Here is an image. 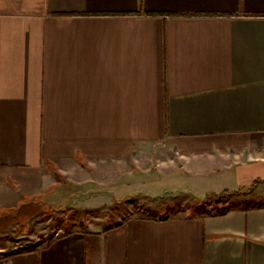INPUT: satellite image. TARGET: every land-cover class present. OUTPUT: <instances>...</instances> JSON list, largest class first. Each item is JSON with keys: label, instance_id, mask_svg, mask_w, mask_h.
<instances>
[{"label": "crops", "instance_id": "obj_1", "mask_svg": "<svg viewBox=\"0 0 264 264\" xmlns=\"http://www.w3.org/2000/svg\"><path fill=\"white\" fill-rule=\"evenodd\" d=\"M245 188H264V0H0V264H264V203L116 211Z\"/></svg>", "mask_w": 264, "mask_h": 264}, {"label": "rangeland", "instance_id": "obj_2", "mask_svg": "<svg viewBox=\"0 0 264 264\" xmlns=\"http://www.w3.org/2000/svg\"><path fill=\"white\" fill-rule=\"evenodd\" d=\"M263 203L264 188H245L233 193L227 191L209 192L202 196L191 194L185 190H177L152 197L146 192L137 191L130 200L121 201L116 211L118 216L123 217L131 215L136 217L153 215L168 216L184 211L218 212L223 208L247 207ZM50 214H53L52 220H49L50 216L41 217L45 226V229L41 232L42 245L47 244L55 236L63 219L59 208H54L50 211ZM107 214H109V217L115 219L114 215H112L114 214L113 211L111 213L107 211Z\"/></svg>", "mask_w": 264, "mask_h": 264}, {"label": "trees", "instance_id": "obj_3", "mask_svg": "<svg viewBox=\"0 0 264 264\" xmlns=\"http://www.w3.org/2000/svg\"><path fill=\"white\" fill-rule=\"evenodd\" d=\"M171 14V13H170ZM227 191V190H226ZM227 192H229V191H227ZM225 208H223V210H224ZM31 249H33L32 247H26V248H21V250L22 251H27V250H31Z\"/></svg>", "mask_w": 264, "mask_h": 264}]
</instances>
